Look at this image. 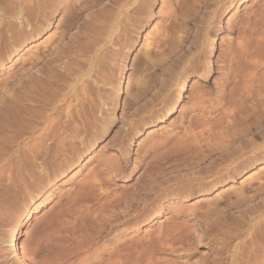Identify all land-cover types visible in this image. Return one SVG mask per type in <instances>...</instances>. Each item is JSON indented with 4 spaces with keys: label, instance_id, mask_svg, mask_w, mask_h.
<instances>
[{
    "label": "rangeland",
    "instance_id": "1",
    "mask_svg": "<svg viewBox=\"0 0 264 264\" xmlns=\"http://www.w3.org/2000/svg\"><path fill=\"white\" fill-rule=\"evenodd\" d=\"M29 1L0 0V120L7 115L11 121L14 109L20 108L23 111L19 109V113L27 119L24 122L29 123L19 126L9 121L6 126L8 121H0V186L12 185L10 193L0 187V244L4 236L9 240L10 230L21 232L19 256L10 254V247L1 244L0 263L20 264L24 259L25 264H111L107 253L117 246L125 250L123 264H234L238 262L235 247L243 246L244 257L239 264H264V241L258 239V228L264 224V162H260L264 157L257 158L264 154V121L258 112L262 109L258 114L255 111L253 121H240L258 99L256 96L264 99V42L260 41L264 35V0H191L193 4L179 0L180 6H170L174 23L168 40L171 37L172 49L164 48L160 56H155L156 49L146 47L144 39L163 36L169 30L164 31L169 21H164L161 0H153L151 17L140 31L131 33V45L121 38L119 46L105 43L106 25L103 34L102 29L89 31L84 24L91 11L110 0H54L51 6L47 0H37L45 6L36 5L38 13L32 15L27 9ZM33 15H37L34 20ZM30 18L35 21L34 28ZM250 18L255 23L249 24ZM245 20L248 24L244 25ZM242 27L247 28L245 38H253L251 42L247 39L249 53L259 67L251 78L250 67L237 55L238 41L244 36ZM150 31L154 32L152 36ZM147 49L153 57L151 64L144 58ZM201 52L210 62L204 76L199 70L191 71ZM177 57L179 65H172ZM64 70L67 75L71 70L74 74L64 76ZM145 85L148 90H143ZM200 92H204L202 99L197 97ZM168 107L170 114L165 115ZM67 110L74 119L65 118ZM58 111L63 115L60 124L72 125L66 137L61 136L67 139L63 138L64 155L48 163L42 149L36 154L35 144L48 132L42 124L45 116ZM52 131L53 135L56 131ZM151 135L155 139L170 138L146 148L145 141ZM233 138H238V143ZM15 148L19 156L14 154ZM213 149L221 152L220 160L217 151L211 155ZM229 150L235 153L230 155ZM101 159L117 162L120 170L115 173L116 166L112 171L103 167ZM211 161L220 173L210 171ZM233 168L237 172L232 176ZM91 178L95 181L92 185L82 186ZM239 191L254 195L253 200L246 196L248 203L240 206L235 202Z\"/></svg>",
    "mask_w": 264,
    "mask_h": 264
},
{
    "label": "bare ground",
    "instance_id": "2",
    "mask_svg": "<svg viewBox=\"0 0 264 264\" xmlns=\"http://www.w3.org/2000/svg\"><path fill=\"white\" fill-rule=\"evenodd\" d=\"M5 1V0H4ZM25 1V0H24ZM39 1V0H38ZM43 1V0H42ZM53 1L54 0H47V2L50 4L49 6H51V4L53 3ZM93 1V0H92ZM91 1V2H92ZM178 1L179 0H161V13H162V15H163V18H165L164 19V21H165V23L167 22V21H169V23L166 25V26H164L165 28H164V31L165 30H167V29H169L168 31H166L164 34H163V36L161 35V34H159V35H154L155 37H146L145 39H144V41H145V43H146V47H149V46H151V49H156V50H154L155 52V56H156V54L158 53V55L160 56V54L159 53H163V51H165L164 50V48H166V47H168V50H169V48L170 49H172V47H171V44H170V42H172V41H170V40H172L171 39V37H170V40H168V36H169V32H170V30H171V26H172V22H173V16L171 15L172 14V12H170V9H171V5H173L174 7H178V6H180L179 5V3H178ZM191 1V0H190ZM20 2H21V0H20ZM44 2H46V1H44ZM64 2V1H63ZM94 2V1H93ZM100 2V1H99ZM98 2V3H99ZM121 3H119V0H110V3H108V4H103V5H101L102 7H98L96 10H93V11H91V13H90V15L88 16V19H87V21H86V23H84L85 24V28L86 29H89V31H91V30H94L95 29V31H97L98 32V30L97 29H102L103 27H104V25H106L107 26V28L105 27V29H107L106 30V35H105V43H107V44H111V45H115V44H117V45H115V46H119V44H118V42L120 41V39L121 38H124L125 39V41H127V43L129 44V45H131V42H132V39L133 38H131V33L132 32H135V33H137L138 31H140L142 28H143V24L148 20V18L149 17H151V11H150V7L152 6V2H153V0H128V1H124L123 2V0H121L120 1ZM180 2V1H179ZM183 2V1H182ZM189 2V1H188ZM193 1H191V3H192ZM22 3H24V2H22ZM26 3V2H25ZM24 3V4H25ZM29 7H27V9L31 12H28V13H30V15H32V13H34V12H36V8H38V7H36V5H41L42 4V2H40L41 4H37V0H30L29 2ZM27 4V3H26ZM45 4H47V3H45ZM193 4V3H192ZM7 5V4H6ZM44 5V3L42 4V6ZM83 5V4H82ZM88 5V4H87ZM90 5H92V4H90ZM89 5V7L88 8H92V7H94V6H90ZM96 5V4H95ZM28 6V5H27ZM42 6H40V7H42ZM45 6V5H44ZM67 6H68V4L67 5H64V7H63V9H66L67 8ZM98 6V5H97ZM182 6V5H181ZM24 7V6H23ZM5 8V7H4ZM19 8V7H18ZM80 9V11H82V9L83 8H79ZM86 9H87V7H86ZM86 9H84V11L86 10ZM12 10V9H11ZM16 10V9H15ZM22 10V9H21ZM26 10V9H25ZM40 10V9H39ZM45 10V9H44ZM90 10V9H89ZM17 11V10H16ZM15 11V12H16ZM22 11H24V9L22 10ZM37 11H38V9H37ZM64 11V10H63ZM66 11V10H65ZM18 12V11H17ZM25 12V11H24ZM50 12V11H49ZM86 12H88L87 10H86ZM254 12V11H253ZM5 13V12H4ZM3 13V14H4ZM11 13H13V10H12V12ZM25 13H27V10H26V12ZM38 12H36L35 14H37ZM22 14H24V13H22ZM253 14V13H252ZM11 15V14H10ZM14 15V14H13ZM25 15H27L28 16V14H25ZM2 16V15H1ZM0 16V17H1ZM16 16V15H15ZM18 16V15H17ZM22 16H24V15H22ZM34 16H37V15H33V17L32 16H30V17H32V18H30V20L32 19V20H34ZM3 17V16H2ZM1 17V18H2ZM5 17V16H4ZM42 17V16H41ZM177 17V16H176ZM251 17V16H250ZM259 17V16H258ZM1 18H0V20H1ZM20 18H22V17H20ZM28 18V17H27ZM75 18V17H74ZM175 18V17H174ZM18 19V18H17ZM46 19V18H45ZM243 19V18H242ZM248 19V18H247ZM246 19V20H247ZM13 20V19H12ZM29 20V21H30ZM31 20V22H32V26H33V28L35 27L34 25V23L33 22H35V21H32ZM43 20H44V18H43ZM42 20V21H43ZM245 20V21H246ZM31 22H29V23H31ZM37 22V21H36ZM45 22V21H44ZM108 22V23H107ZM248 22H249V24L250 23H255L254 22V20L252 19V18H250L249 20H248ZM1 23V22H0ZM21 23V22H20ZM27 23V22H26ZM41 23V22H40ZM63 23V22H62ZM107 23V24H106ZM174 23V22H173ZM245 23L246 24H248L247 23V21L246 22H244V25H245ZM22 24V23H21ZM240 24V23H239ZM258 24V23H257ZM12 25V24H11ZM66 25V24H65ZM28 26H29V24H28ZM31 26V27H32ZM39 26V25H38ZM61 26H63V25H61ZM2 27V26H1ZM244 27V26H243ZM242 27V28H243ZM26 28V27H25ZM71 28V27H70ZM3 29H4V27H3ZM68 29V28H67ZM239 29V28H238ZM245 29H247V28H245ZM245 29L243 28L242 29V35H244V34H247V33H245ZM5 30V29H4ZM33 30V29H32ZM35 30V29H34ZM249 30V29H248ZM6 31V30H5ZM59 31V30H58ZM63 31H65V30H63ZM89 31H88V33H89ZM94 31V32H95ZM103 29H102V33H103ZM241 31V30H240ZM3 32V31H2ZM69 32V31H68ZM97 32H95V33H97ZM100 32V33H101ZM153 33L154 32H152L151 33V31H150V35L152 36L153 35ZM241 33V32H240ZM254 33H257V32H254ZM6 34V33H5ZM93 34V33H92ZM91 34V35H92ZM98 34V36L100 35L99 33H97ZM104 34V33H103ZM264 34V33H263ZM84 35V34H83ZM90 35V36H91ZM102 35V34H101ZM148 35V34H147ZM172 35V34H171ZM170 35V36H171ZM241 35V36H242ZM248 35V34H247ZM257 34H255V36H256ZM258 35H259V33H258ZM257 35V36H258ZM261 35V34H260ZM61 36V35H60ZM64 37H65V35H63ZM89 36V37H90ZM92 36H94V35H92ZM251 36V35H250ZM252 37H254V35L252 36ZM260 37V36H259ZM262 37H264V35L263 36H261V39H264V38H262ZM102 38V37H101ZM104 38V37H103ZM251 37H249V39L246 37L245 38V35L244 36H242V37H240V39H239V44L237 45L238 47H237V55L244 61L245 60V62L247 63H245L246 65H248V67H250L249 68V70H250V73L248 74V78L250 77H252V74H253V72L256 70V69H258L257 68V62L252 58V57H250V53H249V48H248V43L249 42H247V39L250 41H252V39H250ZM255 39L257 38V37H254ZM61 39V38H60ZM63 39V38H62ZM123 39V40H124ZM260 39V41H261V43L262 42H264V40L262 41ZM101 40H103V39H101ZM104 40L103 41H101L102 42V44H103V42H104ZM63 41H64V39H63ZM125 41H123V43H126ZM177 41V40H176ZM250 41V42H251ZM257 41H259V39L257 40ZM60 42V41H59ZM86 42V41H85ZM100 42V41H99ZM173 42H175L174 40H173ZM254 42H255V40H254ZM104 43V44H105ZM123 43L121 42V45H123ZM103 44V45H104ZM250 44V43H249ZM253 44V43H252ZM125 45H127V44H125ZM110 46V45H109ZM34 47V46H33ZM79 47V46H78ZM37 48V47H36ZM112 48V47H111ZM57 49V48H56ZM61 49V48H60ZM167 50V49H166ZM175 50V49H174ZM251 50V49H250ZM173 51V50H172ZM251 51H253V50H251ZM169 52H171V51H169ZM168 52V53H169ZM256 52V51H255ZM58 53V52H57ZM70 53V52H69ZM81 53V52H80ZM167 53V54H168ZM171 53H173V52H171ZM223 53V52H222ZM222 53H220L221 54V56H222ZM219 54V55H220ZM226 54V53H225ZM69 55V54H68ZM84 55V54H83ZM163 54H161V56H162ZM174 55V54H173ZM228 55V54H227ZM226 55V56H227ZM165 56H166V53H165ZM165 56H164V58H165ZM167 56H169V55H167ZM207 54L205 53V52H201V54H200V56H198V58L195 60V62H193V61H191V62H193V65L191 66V67H193V68H191V71H197V70H199L200 71V74H201V76H204V75H207L208 74V72H209V68H210V62L209 61H207ZM230 56V55H229ZM229 56H228V58H229ZM235 56V55H234ZM237 56V59H239V57ZM106 57V56H105ZM108 57V56H107ZM233 57V56H232ZM231 57V58H232ZM254 57V56H253ZM34 58H35V56H34ZM33 58V60L35 61V60H38V59H34ZM104 58V57H103ZM144 58H145V61L147 62V63H149V61H150V59L152 58L153 59V57H152V55H151V52H150V49H147L146 51H145V54H144ZM161 58V57H160ZM181 58V57H180ZM218 58L219 59H221L222 60V57H219L218 56ZM151 59V60H152ZM162 59H163V57H162ZM161 59V60H162ZM47 60V59H46ZM76 60V59H75ZM160 60V59H159ZM168 60V59H167ZM172 60V59H171ZM185 60V59H184ZM224 60V59H223ZM222 60V61H223ZM234 60V59H233ZM240 60V59H239ZM238 60V61H239ZM241 60V61H242ZM256 60L258 61V59L256 58ZM34 61H33V63H34ZM50 61V60H49ZM48 61V62H49ZM77 61V60H76ZM105 61V60H104ZM153 61V60H152ZM154 61H155V59H154ZM173 62H172V65H174L175 63L177 64L178 63V65H179V58L177 57L175 60L173 59L172 60ZM181 61V60H180ZM218 61V60H217ZM226 61V60H225ZM229 61H230V59H229ZM28 62V61H27ZM52 62H53V60H52ZM70 62V61H69ZM157 62V61H156ZM160 62V61H159ZM164 62V61H163ZM106 63V62H105ZM152 62L150 61V63L149 64H151ZM182 63V62H181ZM190 63V62H189ZM244 63V62H243ZM260 63V62H259ZM258 63V65H260V64H262L263 62H261L260 64ZM38 64V63H37ZM52 64V63H51ZM153 64H155L154 62H153ZM187 64V63H186ZM237 64H238V62H237ZM85 65V64H84ZM171 65V66H172ZM177 65V66H178ZM183 65V64H182ZM218 65V64H217ZM36 66V65H35ZM175 67H176V65H175ZM68 68V67H67ZM72 68V67H71ZM71 68H69V69H71ZM75 68V67H74ZM77 68V67H76ZM61 69H64V68H61ZM73 69V68H72ZM78 69V68H77ZM76 69V70H77ZM171 69V68H170ZM219 69V68H218ZM263 69V68H262ZM75 70V71H76ZM261 69H259V71H260ZM68 71V70H67ZM73 70H71V72H72ZM74 71V72H75ZM80 71V70H79ZM139 71V70H138ZM257 71V70H256ZM58 72V71H57ZM64 72H65V70H64ZM71 72H68L69 74L68 75H70V73ZM168 72V71H167ZM77 73V72H76ZM145 73V72H144ZM259 73H261V72H259ZM263 73V72H262ZM261 73V74H262ZM54 74H56V73H54ZM72 74H74V73H71V76H72ZM260 74V75H261ZM57 75V74H56ZM68 76L67 74H66V72L64 73V76ZM77 75V74H76ZM75 75V76H76ZM221 75V74H220ZM71 76H69V77H71ZM144 76V75H143ZM167 76V75H166ZM170 76V75H169ZM259 76V75H258ZM262 76V75H261ZM261 76H259V78H262ZM61 77V76H60ZM68 77V78H69ZM77 77V76H76ZM80 77V76H79ZM206 77V76H205ZM74 77H72V79H73ZM11 79V78H10ZM44 79H45V77H44ZM51 79H52V77H51ZM57 79V78H56ZM60 79V78H59ZM67 79V78H66ZM65 78H64V80H66ZM70 79V78H69ZM71 79V80H72ZM75 79V78H74ZM74 79H73V81H74ZM6 80V79H5ZM257 80V79H256ZM255 80V81H256ZM67 81V80H66ZM53 82V84H54V81H51V83ZM250 82V81H249ZM18 83V82H17ZM51 83H49V84H51ZM75 83H76V81H75ZM100 83V82H99ZM165 83V82H164ZM251 83V82H250ZM31 84V83H30ZM72 84H74V83H72ZM139 84V83H138ZM55 85V84H54ZM59 85V84H58ZM256 85V84H255ZM44 86V85H43ZM42 86V87H43ZM52 86V85H51ZM252 86V85H251ZM48 87V86H47ZM57 87V86H56ZM73 87H74V85H73ZM32 88H33V86H32ZM45 88H46V86H45ZM1 89V88H0ZM42 89V88H41ZM87 89V88H86ZM140 89H141V87H140ZM148 90V87L145 85V86H143V90ZM3 90V89H2ZM2 90H0V91H2ZM45 90V89H44ZM54 90V89H53ZM58 90V89H57ZM65 90V89H64ZM243 90V89H242ZM23 91V90H22ZM63 91V90H62ZM66 91V90H65ZM41 92V91H40ZM53 92V91H52ZM61 92V91H60ZM146 92V91H145ZM144 91H143V93H145ZM205 92V91H204ZM203 92V93H204ZM232 92H233V90H232ZM18 93V92H17ZM36 93V92H35ZM127 93V92H126ZM129 93V92H128ZM142 93V94H143ZM203 93H199V95L197 96V97H199V99L203 96L204 97V94ZM33 94V93H32ZM82 94V93H81ZM100 94V93H99ZM132 95V94H131ZM139 95V94H138ZM205 95H207V94H205ZM140 96H141V94H140ZM142 97V96H141ZM194 97V96H193ZM264 97V96H263ZM50 98V97H49ZM82 98V97H81ZM133 98V97H132ZM140 98V97H139ZM195 98V97H194ZM256 98H258L259 99V96L257 97L256 96ZM131 99V98H130ZM138 99V98H137ZM202 99V98H201ZM254 100L251 104H250V106L248 107V109H246V110H248V113H245L244 115H243V117H240L241 118V122L243 121V122H247L249 119H251V117L252 116H255L256 115V113H257V110L258 109H262V110H258V112L260 111L261 112V120L263 119V121H264V99H259V100ZM26 100V99H25ZM28 100V99H27ZM46 100V99H45ZM90 100V99H89ZM96 100V99H95ZM135 100V99H134ZM17 101V99L16 100H14L13 102L15 103ZM34 101V100H33ZM20 102H22V100L20 101ZM31 103H32V101H31ZM36 103V102H35ZM96 103V102H95ZM13 104V103H12ZM70 104V103H69ZM128 104V103H127ZM228 104V103H227ZM16 105V104H15ZM20 104H18L17 105V107L19 106ZM4 106V105H3ZM9 106L11 107V104H9ZM242 106V105H241ZM244 106H246V105H244ZM6 107H7V105H6ZM19 107H21V106H19ZM23 107V106H22ZM21 107V108H22ZM24 107L26 108V106L24 105ZM27 107H30L29 105L27 106ZM69 107V106H68ZM67 107V108H68ZM125 107V106H124ZM123 107V108H124ZM127 107V106H126ZM156 107V106H155ZM66 108V109H67ZM71 108V107H70ZM98 108V107H97ZM169 108V110L165 113V115H169L170 114V111H171V109H170V107H168ZM167 108V109H168ZM243 108V107H242ZM14 109V108H13ZM12 109V110H13ZM20 109V108H19ZM17 110V108H15L14 109V113H13V115H12V118H11V121L10 120H7V115H6V117L5 118H2L0 121L1 122H3L4 121V123L6 122V121H8V124H5L6 126L7 125H9V121H10V123L11 122H13V124H16V125H19V124H21V123H25V125L28 123V122H24V121H26L27 119H25V117H23L24 115L23 114H20L19 113V111L21 110V111H23L22 109H20V110ZM28 109V108H27ZM167 109H165V110H167ZM3 110V109H2ZM10 110V109H9ZM8 110V111H9ZM12 110H11V113H12ZM57 110V109H56ZM55 110V111H56ZM226 110V109H225ZM228 110V109H227ZM241 110V109H240ZM16 111V112H15ZM28 111V110H27ZM27 111H24V112H26L27 113ZM35 111V110H34ZM61 111V110H60ZM60 111H58L57 113H56V115H54V116H52V115H46L45 116V119H44V122L42 123V124H44L43 126H46L47 127V129L48 130H46V131H48V132H46V133H44L43 135H41L42 137H39L38 138V143H36L35 145L37 146V144H38V147H37V153L36 154H40L39 152V150H41V151H44V157H45V160H47V162L48 163H51L52 161L51 160H53V159H56L57 157H59V155H61V154H63V153H61V151H63L64 150V145H63V138H64V140L66 139L65 137H66V135L69 133V131H68V129L70 128L69 126H71V125H69L67 122H64V123H62L61 122V124H60V115H62L61 113H59ZM70 111V110H69ZM68 110L65 112V118H68L67 120H69V119H72L71 117H73V116H70L71 114H70V112H69ZM74 111V110H73ZM123 111V110H122ZM236 111V110H235ZM255 111H256V113H255ZM4 112H5V110H4ZM10 112V111H9ZM63 112V111H62ZM89 112V111H88ZM94 112H96V111H94ZM225 112V111H224ZM244 112V111H243ZM246 112V111H245ZM260 112H259V114H260ZM7 113V112H6ZM10 113V114H11ZM23 113V112H22ZM45 113V112H44ZM161 113V112H160ZM159 113V114H160ZM9 114V115H10ZM32 114V113H31ZM74 114V113H73ZM96 114V113H95ZM258 114V113H257ZM97 115V114H96ZM123 115V114H122ZM231 115V114H230ZM1 116H5L4 114L2 115V113H1ZM43 116V115H42ZM63 116V115H62ZM228 116V115H227ZM226 116V117H227ZM242 116V115H241ZM259 116V115H258ZM257 116V117H258ZM11 117V116H10ZM9 117V118H10ZM106 117V116H105ZM164 117V116H163ZM256 117V118H257ZM8 118V119H9ZM28 118V117H27ZM44 117H42V119H43ZM90 118V117H89ZM95 118V117H94ZM191 118V117H190ZM213 118V117H212ZM238 118H239V116H238ZM239 118V119H240ZM5 119V120H4ZM73 119H74V117H73ZM253 119V118H252ZM251 119V121H253ZM254 119H255V117H254ZM32 120H34V119H32ZM35 120H36V117H35ZM67 120H65V121H67ZM77 120V119H76ZM92 120V119H91ZM97 121H100L99 119H96ZM234 120V119H233ZM257 121H258V118L256 119ZM255 120V121H256ZM260 120V121H261ZM41 121V120H40ZM72 121V120H71ZM242 122V123H243ZM98 123V122H97ZM222 123V122H221ZM224 123V122H223ZM248 123V122H247ZM257 122H255V124H256ZM29 124V123H28ZM38 124H41L40 122L38 123ZM100 124H102V123H100ZM181 124V122H179V124H176L175 126H174V128H178L179 127V125ZM216 124V123H215ZM218 124V123H217ZM237 124H238V121H237ZM250 124H253V122L252 123H250ZM250 124L248 125V126H250ZM258 124V123H257ZM1 125V127H2V125H3V123H1L0 124ZM24 125V124H23ZM22 125V126H23ZM24 125V126H25ZM81 125V124H80ZM254 125V124H253ZM252 125V126H253ZM15 126V125H14ZM14 126H13V129H14ZM20 126V125H19ZM28 126V125H27ZM255 126V125H254ZM260 126V125H259ZM16 128H18L17 126H15ZM26 127V126H25ZM215 127V126H214ZM238 127V126H237ZM40 128H43V127H41V125H40ZM40 128H38L39 130V132H41V131H43V129L42 130H40ZM1 129V128H0ZM3 129V128H2ZM6 129V128H5ZM23 129H25L24 127H23ZM22 128H21V130L22 131H24ZM34 129H35V127H34ZM45 129V128H44ZM187 129V128H186ZM243 130H241L242 132H244V128H242ZM248 129V128H247ZM10 130V129H9ZM15 130V129H14ZM21 133H23L24 134V132H22L21 130H20V128L18 129ZM17 130V131H18ZM37 130V129H36ZM52 130H54V132L55 133H53V135H52V133H50ZM237 130V129H236ZM240 130V129H239ZM32 131H33V129H32ZM238 131V130H237ZM237 131H235V134H236V132ZM248 131V130H247ZM247 131H245V132H247ZM26 132V131H25ZM53 132V131H52ZM71 132V131H70ZM125 132V135L124 136H126V135H128V129L127 130H125L124 131ZM17 133V132H16ZM19 133V132H18ZM21 133H19V134H21ZM52 135V136H50V134ZM199 133H201V132H199ZM238 133V132H237ZM23 134H21V136L23 135ZM38 135H39V133H37ZM40 134H42V133H40ZM197 134V133H196ZM206 134V133H205ZM243 134V133H242ZM264 134V133H263ZM16 135H18V134H16ZM33 136L35 135L36 136V132H35V134L33 133L32 134ZM63 135H65V137H61V136H63ZM69 135H71V134H69ZM68 135V136H69ZM212 135H214V134H212ZM32 136V137H33ZM40 136V135H39ZM238 137H240L239 135H237ZM245 136V135H244ZM76 137V136H75ZM82 137V136H81ZM192 137V136H191ZM213 137V136H212ZM264 137V136H263ZM36 138V137H35ZM69 138V137H68ZM74 138V137H73ZM169 136H165V137H162V138H159V139H155V137L153 136V135H151L150 137H148L147 139H146V141H145V144H146V148H148V147H151L152 145L154 146L156 143H160V142H166V141H168L169 140ZM202 138H204V137H202ZM225 138V137H224ZM232 138V137H231ZM72 139V138H71ZM76 139V138H75ZM201 139V138H200ZM213 139V138H212ZM234 139V138H233ZM4 140V139H3ZM14 140H16V139H14ZM67 140V139H66ZM69 140H70V138H69ZM72 140H74V139H72ZM127 140V139H126ZM204 140V139H203ZM206 140H207V138H206ZM223 140V139H222ZM234 140H237L236 142L238 143V138H235ZM47 141H48V143H47ZM124 141V140H123ZM243 141V140H242ZM264 141V140H263ZM0 142H2V141H0ZM14 142V141H13ZM18 142V141H17ZM72 142V141H71ZM203 142V141H202ZM188 143V142H187ZM194 143V142H193ZM210 143V142H209ZM219 143H220V141H219ZM240 143V142H239ZM1 144V143H0ZM16 144V143H15ZM190 144V143H189ZM196 144H198V143H196ZM243 144V146H244V142L242 143ZM253 144V143H252ZM256 144V143H255ZM34 145V146H35ZM69 145V144H68ZM75 145V142H72V146L73 147H75L74 146ZM211 144H209L208 146H210ZM221 145H222V143H221ZM232 145V144H231ZM230 145V146H231ZM234 145V144H233ZM240 145V144H239ZM239 145H238V147H239ZM20 146V145H19ZM24 146V145H23ZM34 146H33V149H32V153H34L35 151V148H34ZM189 146V145H188ZM218 146V145H217ZM227 146V145H226ZM241 146V145H240ZM264 146V145H263ZM69 147V146H68ZM214 147L216 148V146L214 145ZM229 147V146H228ZM261 148H263L262 147V145L260 146ZM67 148V147H66ZM71 148V147H70ZM145 148V149H146ZM194 148V147H193ZM218 148V147H217ZM222 148V147H221ZM221 148H218L219 150L221 149ZM240 148V147H239ZM245 148V147H244ZM249 148V147H248ZM254 148V147H253ZM256 148V147H255ZM2 149V148H1ZM4 149V148H3ZM2 149V150H3ZM17 149H18V147H17ZM20 149H21V146H20ZM22 149H23V147H22ZM21 149V150H22ZM31 149V148H30ZM125 149V148H124ZM209 149V148H208ZM212 149V148H211ZM233 149V148H232ZM235 149L236 148H234L233 150L235 151ZM238 149V148H237ZM236 149V152L237 151H239V150H237ZM251 150H253L252 148H250ZM20 150V152L22 153L23 152V150L21 151ZM24 150L26 151V148H25V146H24ZM206 150V149H205ZM251 150H250V152H251ZM257 150H258V147H257ZM5 151V150H4ZM13 151V150H12ZM16 151H18V150H16V148H15V152H14V154L15 153H17ZM101 151V150H100ZM103 151V150H102ZM215 151H217L218 152V159L220 160L221 158V152L223 151H218V150H211V152H212V154L211 155H213L214 153L213 152H215ZM225 151V150H224ZM230 151V150H229ZM255 151V150H254ZM258 151H260V150H258ZM257 151V155L259 154V152ZM8 152V151H7ZM199 152V151H198ZM202 152V151H201ZM210 152V151H209ZM210 152V153H211ZM249 152V151H248ZM262 152V151H261ZM264 152V151H263ZM262 152V153H263ZM4 153V152H3ZM229 153V152H228ZM235 153V152H234ZM233 152L231 153V151H230V155L231 154H234ZM255 153H254V155H255ZM1 154V153H0ZM19 154V152L17 153V155ZM25 154V153H24ZM70 154V153H69ZM122 154V153H121ZM196 154H197V152H196ZM209 154V153H208ZM217 154V153H216ZM215 154V155H216ZM229 154H227V155H229ZM238 154H239V152H238ZM261 154V153H260ZM16 155V154H15ZM14 155V157H16ZM20 155V154H19ZM18 155V156H19ZM22 155V154H21ZM35 155V154H34ZM64 155V154H63ZM201 155V154H200ZM242 155V154H241ZM240 155V156H241ZM1 156H2V154H1ZM0 156V157H1ZM40 156V155H39ZM197 156V155H196ZM203 156H205V155H203ZM233 156V155H232ZM239 155H237V157H238ZM21 157V156H20ZM36 157H37V155H36ZM36 157L34 158V159H36ZM41 157V156H40ZM61 157V156H60ZM208 157V156H207ZM252 157V156H251ZM262 157H264V154L262 155H259V157H257V158H262ZM38 158V157H37ZM188 158V157H187ZM193 158H194V156H193ZM198 158V157H197ZM202 159H203V157H201ZM206 158V157H205ZM234 158H235V156H234ZM240 157H238V159H239ZM14 159H17V157L16 158H14ZM242 159V158H241ZM19 160V159H18ZM31 160V159H30ZM217 160V159H216ZM234 160H236V159H234ZM233 160V161H234ZM33 161V160H32ZM101 161V162H100ZM99 161V163H101V165H103V167H105V168H109V169H111V171H112V168H114L115 169V167L114 166H116V169L114 170V172L116 173V172H118L119 170H120V167H119V164L117 163V162H115V161H112V160H110V159H101ZM246 161V160H245ZM197 162V161H196ZM202 162V161H201ZM212 162V161H211ZM226 162V161H225ZM261 163H263L264 162V160H261L260 161ZM188 163H190V162H188ZM219 164V163H218ZM198 165V164H197ZM217 166H221V164L220 165H217ZM199 167V166H198ZM234 167H237V166H234ZM193 168V167H192ZM195 168V167H194ZM207 168V167H206ZM213 168V169H212ZM218 167H216L215 166V164L212 162L211 163V169H210V171L211 170H215L216 172H219L220 170L219 169H217ZM44 169V168H43ZM100 171V170H99ZM212 171V172H213ZM214 171V172H215ZM231 171V170H230ZM17 172V171H16ZM236 172H237V170H236V168H233V170H232V172H231V174H232V176L233 175H235L236 174ZM5 173V172H4ZM220 173V172H219ZM8 174V173H7ZM105 174V173H104ZM191 174V173H190ZM216 174V173H215ZM215 174H212L211 176H214ZM183 176V175H182ZM217 177V176H216ZM231 177V176H230ZM5 178V177H4ZM51 178V177H50ZM93 178V177H92ZM91 178V180L90 181H86L85 180V182L82 184V186H87V185H92V183L93 182H95L93 179ZM260 178V177H259ZM50 180V179H49ZM99 180V179H98ZM152 180V179H151ZM258 180V179H257ZM100 181V180H99ZM106 181V180H105ZM97 182V181H96ZM102 182V181H101ZM101 182H98L99 184L98 185H100V183ZM151 182V181H150ZM212 182V181H211ZM38 183V182H37ZM49 183V182H48ZM210 183V182H209ZM8 184V183H7ZM205 184V183H204ZM213 184V183H212ZM250 184V183H249ZM248 184V185H249ZM263 184V182L260 184V185H262ZM0 185H2V184H0ZM6 185V184H5ZM4 185V186H5ZM97 185V184H96ZM208 185V184H207ZM264 185V184H263ZM12 185H8V187H3V186H0V187H2V189L4 188V190H6V191H9V193L12 191L11 189H12V187H11ZM205 186V185H204ZM246 186V185H245ZM250 186H251V184H250ZM102 187V186H101ZM103 187H106V186H103ZM264 187V186H263ZM263 187L261 188V189H263ZM11 188V189H10ZM99 188V187H98ZM249 188H251V187H249ZM260 188V187H259ZM245 189H246V187H245ZM244 189V190H245ZM248 189V188H247ZM260 189V190H261ZM14 190V189H13ZM254 190L256 191L257 189H255L254 188ZM253 190V191H254ZM264 190V189H263ZM95 191V190H94ZM241 191H243V190H241ZM241 191H239L238 193L237 192H235V193H237L236 195H237V200L235 201L237 204H238V202H239V205H240V203H241V205H243L245 202V204H247L248 203V197L250 196V195H246V194H243V193H246V192H241ZM246 191V190H245ZM257 192H258V190H257ZM262 192V191H261ZM70 193V191H68V193L67 194H69ZM93 193V192H92ZM101 193V192H100ZM256 193V192H255ZM259 193V192H258ZM264 193V192H263ZM7 194H8V192H7ZM2 195V194H1ZM98 195H99V193H98ZM235 195V196H236ZM256 195H257V193H256ZM259 195L261 196L262 195V193L260 194L259 193ZM124 196H125V194H124ZM246 196H248V197H246ZM253 197H254V195H252ZM252 196H250V198L252 199ZM81 197V196H80ZM231 197V196H230ZM227 200H229V199H227ZM253 200V199H252ZM251 200V201H252ZM261 200V199H260ZM72 201V200H71ZM230 201V200H229ZM238 201V202H237ZM250 201V200H249ZM250 201V202H251ZM262 201V200H261ZM260 201V202H261ZM234 202V203H235ZM259 202V203H260ZM263 202V201H262ZM261 202V203H262ZM231 203V202H230ZM233 203V202H232ZM244 204V205H245ZM227 205V204H226ZM235 205V204H234ZM240 205V206H241ZM217 206V205H216ZM232 206V205H231ZM237 206V205H236ZM247 206V205H246ZM262 206V205H261ZM79 207V206H78ZM229 207V206H228ZM228 207H226V208H228ZM264 207V206H263ZM225 208V209H226ZM251 208V207H250ZM213 209V208H212ZM211 209V210H212ZM222 209V208H221ZM248 209H249V207H248ZM248 209H246V210H248ZM260 210H261V208H259ZM259 209H258V211H259ZM208 210V209H207ZM206 210V211H207ZM215 210H217L216 209V207H215ZM215 210H213V211H215ZM219 210H220V208H219ZM252 210V209H251ZM103 211V210H102ZM209 211V210H208ZM212 211V212H213ZM218 211V210H217ZM262 211V210H261ZM255 212H257V211H255ZM258 213V212H257ZM210 214V213H209ZM212 214V213H211ZM244 214V213H243ZM246 214H247V212H246ZM239 215H241V214H239ZM134 216V215H133ZM245 216V215H244ZM251 216V215H250ZM111 217V216H110ZM252 217V216H251ZM104 218V217H103ZM231 218V217H230ZM234 218H236V217H234ZM237 218H239V220H240V217H237ZM229 219V218H228ZM246 219H248L249 221H250V219L247 217ZM254 219V218H253ZM96 220V219H95ZM238 220V221H239ZM261 221V220H260ZM262 221L264 222V220L262 219ZM257 222V221H256ZM255 222V223H256ZM245 223V222H244ZM247 224H250V223H248V222H246ZM252 224V225H256L257 227H258V223L259 222H257V224ZM262 223V222H261ZM247 224H244V225H247ZM83 225V224H82ZM99 225V224H98ZM169 226V225H168ZM193 226V225H192ZM242 226V225H241ZM249 226V225H248ZM247 226V227H248ZM233 227V226H232ZM162 228V227H161ZM187 228H188V226H187ZM193 229V228H192ZM249 229V228H248ZM251 229V228H250ZM249 229V230H250ZM252 229H254V226H253V228ZM251 229V230H252ZM256 229V228H255ZM254 229V233L257 231V230H255ZM163 230V229H162ZM258 230L260 231L259 232V237H258V239L260 238V240L263 242L264 241V224H262V225H260L259 226V228H258ZM160 231H161V229H160ZM186 231H187V229H186ZM248 230H246L245 231V233L247 232ZM174 232V231H173ZM188 232H189V230H188ZM233 232V231H232ZM251 232V231H250ZM240 233V232H239ZM249 233V232H248ZM248 233H247V236H248ZM252 233H253V230H252ZM7 234L9 235V240H7V239H5V237H7V236H4V238H2V241H1V244L3 245V244H6V247L8 246V247H10L9 249H10V254H14L15 256H17L18 254H19V250H20V247H19V245H18V241H19V235H21V232H19V229L18 230H10L9 232H7ZM172 234V233H171ZM240 235V234H239ZM242 235V234H241ZM254 235V234H253ZM253 235H251V237L252 238H255ZM181 236V235H180ZM250 236V235H249ZM0 237H3V236H0ZM237 237V236H236ZM161 238V237H160ZM155 239V238H154ZM237 239H238V237H237ZM248 239V238H247ZM240 240H241V238H240ZM253 240V239H252ZM250 241V240H249ZM255 241V240H254ZM179 242V241H178ZM0 244V245H1ZM242 244H244V243H242ZM261 244V243H260ZM121 245V244H120ZM162 245H164V244H162ZM167 245V244H166ZM172 245V244H171ZM261 246H264V242H263V244L261 245ZM130 247V246H129ZM160 247V246H159ZM163 247V246H162ZM169 247H170V244H169ZM169 247H167V248H169ZM172 247V246H171ZM178 247V246H177ZM166 248V247H165ZM235 248H237V263L239 264V260H241V259H243L242 257H244L243 255H244V248H243V246H240L239 248H242V249H238V247L236 246ZM258 248V247H257ZM263 248V247H262ZM157 249V248H156ZM159 249V248H158ZM251 249V248H250ZM140 250V249H139ZM171 250V249H170ZM125 251V250H124ZM124 251H123V249H118L117 248V246H115L112 250H110V252H108L107 253V256L111 259V261L113 260V263L114 262H118V261H121L120 263H122L123 262V260H124V258H125V254H124ZM162 251V250H161ZM52 252V251H51ZM235 252V251H234ZM233 252V253H234ZM235 252V253H236ZM21 253V252H20ZM218 253V252H217ZM220 253V252H219ZM248 253V252H247ZM9 254V253H8ZM11 255V256H12ZM24 255V254H23ZM137 255V254H136ZM143 255V254H142ZM141 255V256H142ZM235 255V254H234ZM10 256V255H9ZM19 256V255H18ZM21 256V255H20ZM26 256V255H25ZM134 256V255H133ZM24 257V256H23ZM27 257V256H26ZM29 257V256H28ZM136 257V256H135ZM217 257V256H216ZM215 257V258H216ZM13 258H14V256H13ZM17 259H18V257H16ZM25 258V257H24ZM156 258V257H155ZM215 258H214V260H213V262L215 263L216 261H217V259L219 260V258L217 257V259H216V261H215ZM223 258V257H222ZM26 259V258H25ZM128 259V258H127ZM143 259V258H142ZM150 259V258H149ZM235 259H236V256H235ZM24 259H22L21 261H22V263L23 264H25L24 263V261H23ZM27 260H29V259H27ZM234 260V259H233ZM1 261V260H0ZM110 261V262H111ZM136 261V260H135ZM141 261H143V260H141ZM145 261V260H144ZM157 261V260H156ZM242 261V260H241ZM153 262V261H152ZM218 262H220V261H218ZM224 262V261H223ZM232 262V261H231ZM231 262L229 263V264H231ZM4 263V262H3ZM15 263V262H14ZM18 263H20V261L18 262ZM22 263H20V264H22ZM113 263H111V264H113ZM124 263H126L125 261H124ZM146 263V262H145ZM212 263V262H211ZM217 263V262H216ZM215 263V264H216ZM225 263V262H224ZM223 263V264H224ZM234 263V262H233ZM236 263V262H235ZM234 263V264H235ZM236 263V264H237ZM245 263V262H244ZM0 264H2V262L0 263ZM13 264V263H12ZM16 264V263H15ZM115 264V263H114ZM123 264V263H122ZM133 264V263H132ZM140 264H142V262H140ZM218 264V263H217ZM221 264V263H220Z\"/></svg>",
    "mask_w": 264,
    "mask_h": 264
}]
</instances>
